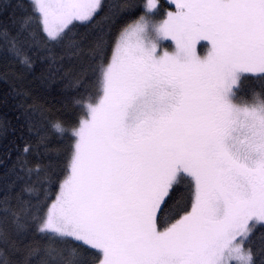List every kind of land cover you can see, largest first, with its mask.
Masks as SVG:
<instances>
[{
  "label": "snow or ice",
  "instance_id": "obj_1",
  "mask_svg": "<svg viewBox=\"0 0 264 264\" xmlns=\"http://www.w3.org/2000/svg\"><path fill=\"white\" fill-rule=\"evenodd\" d=\"M0 85V264H264V0H0Z\"/></svg>",
  "mask_w": 264,
  "mask_h": 264
},
{
  "label": "trees",
  "instance_id": "obj_2",
  "mask_svg": "<svg viewBox=\"0 0 264 264\" xmlns=\"http://www.w3.org/2000/svg\"><path fill=\"white\" fill-rule=\"evenodd\" d=\"M3 86L0 85V90H2ZM15 123V122H13ZM11 137H9V140L8 141H5L3 139H0V161L4 160L6 157H5V153L8 152L10 149H9V146H10V143H11ZM3 174V165H0V175Z\"/></svg>",
  "mask_w": 264,
  "mask_h": 264
}]
</instances>
